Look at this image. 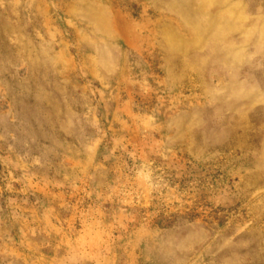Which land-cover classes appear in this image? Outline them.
Returning <instances> with one entry per match:
<instances>
[{
  "label": "rangeland",
  "instance_id": "374dc122",
  "mask_svg": "<svg viewBox=\"0 0 264 264\" xmlns=\"http://www.w3.org/2000/svg\"><path fill=\"white\" fill-rule=\"evenodd\" d=\"M0 264H264V0H0Z\"/></svg>",
  "mask_w": 264,
  "mask_h": 264
}]
</instances>
